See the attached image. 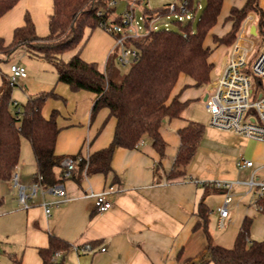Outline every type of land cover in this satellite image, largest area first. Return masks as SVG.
Returning a JSON list of instances; mask_svg holds the SVG:
<instances>
[{
  "label": "crops",
  "instance_id": "1",
  "mask_svg": "<svg viewBox=\"0 0 264 264\" xmlns=\"http://www.w3.org/2000/svg\"><path fill=\"white\" fill-rule=\"evenodd\" d=\"M243 1H224L214 28L216 34L221 35L228 30L229 25L221 23L230 6H240ZM260 3L264 7V0ZM52 9L53 0H18L0 17V37L6 43L10 42L13 30L23 25L25 13L30 15L37 36H46ZM249 17L254 24V15ZM250 30L253 31L252 26ZM116 49L115 38L98 26L87 38L80 56L86 61L96 62L99 70L103 71L108 56L118 53ZM24 53L27 55L26 63L21 59H8V74L13 63L28 69L26 76L20 78V86L23 82L25 88V96L21 97L25 99L24 103L50 89L60 97L47 98L42 108L45 117L53 108L59 111L57 124L60 130L56 136L55 153L72 155L81 151L88 155L107 146L113 136L115 121L112 117L108 118L100 129L108 115V110L103 108L89 122L94 93L71 91L65 83L57 82L56 72L48 62L29 56L25 49ZM210 60L214 63L211 57ZM223 60L218 65L214 63L211 79L204 85L196 86L188 76L179 75L172 95L177 94L187 104L179 118L166 121L160 128L165 142L162 156L152 147L148 137H143L131 149L115 147L111 169L106 174H87L79 182L71 178L62 181L66 197L58 206L51 208L49 215L45 214L42 202L56 198L54 194L38 191L30 205L22 208L9 181H0V264H11V255L18 256L21 264H41L38 249L47 246L50 234L65 239L71 245L63 264H199L198 254L204 247L205 236L200 228L193 229L198 219L196 206L203 199L209 208L208 231L213 236L209 227L211 214L218 226L220 216L217 207L224 197L221 191L199 183L204 180L235 182L230 190L232 200L228 216L223 219L222 228L227 225L222 232L224 241L215 242L231 246L244 217L251 220L250 238L263 239L264 213L254 206V193L248 189L247 182L251 177H264V141L212 127L205 102H200L204 101ZM31 64L35 68L33 73L39 76L33 87L28 79V65ZM12 99L18 106L24 104L14 95ZM203 108L208 114L206 123L198 114V110ZM190 121L202 123L203 133L184 173L171 178L169 173L180 146L178 129ZM239 157L251 160L252 166L236 167ZM16 167L20 182L28 188L36 176V163L30 144L23 137ZM90 191H106L110 208L98 212ZM213 193L222 196V202L215 208H211ZM85 243H90L93 250H78L77 247L81 248Z\"/></svg>",
  "mask_w": 264,
  "mask_h": 264
},
{
  "label": "trees",
  "instance_id": "2",
  "mask_svg": "<svg viewBox=\"0 0 264 264\" xmlns=\"http://www.w3.org/2000/svg\"><path fill=\"white\" fill-rule=\"evenodd\" d=\"M17 1L0 0V17ZM224 1L205 0L195 28L194 11L199 7L200 0H185V7L191 16L185 20H173L176 29L157 27L153 21L154 18L168 16V6H144L142 19L146 32L137 36L130 35L129 25L124 23L122 13L116 14L115 0H53L48 34L44 37L37 36L30 15L25 13L23 25L13 30L10 42L6 43L0 37V54L9 57L14 49L23 47L29 56L41 58L54 68L57 82L65 83L71 91L94 93L89 122L101 109L106 108L108 115L100 129L112 117L115 121L114 131L107 146L88 155L81 151L72 155L56 154L54 146L60 130L57 124L59 111L53 108L45 117L42 108L47 98L60 97L50 89L18 106L12 99V85L8 83L7 75H1L0 181L8 180L17 165L22 137L30 144L36 175H41L44 187L62 183L66 179L62 167L65 157L76 162L68 178L79 182L87 174H106L111 169L114 148H134L143 137H148L152 147L162 156L165 142L160 128L166 121L179 118L187 104L177 94L172 95L179 75L188 76L196 86L208 83L214 68L210 60L212 52L219 47H229L250 14L254 15L257 33L264 39V7L260 0H244L240 6H230L221 23L228 24L229 28L221 35L216 34L214 28ZM108 25L122 27L123 32L109 33L114 38L125 34L123 45L135 50L125 72H121L118 53L113 52L108 56L103 71L99 70L96 62L86 61L80 56L92 31L98 26L105 29ZM116 47L119 51V46ZM66 52H73L68 59L63 58ZM202 133L203 124L195 121L178 129L180 146L169 177L184 173ZM257 202L261 206L259 210L264 213V197ZM195 213L198 219L193 229L200 228L205 236L204 247L198 254L199 264L210 261L214 264H264V238H250V218H243L232 245L224 246L216 243L208 231L210 210L203 199L198 202ZM70 247L65 239L50 234L47 246L38 249L41 264H63ZM55 252H60L57 259L53 257ZM10 259L11 264H21L18 256L11 255Z\"/></svg>",
  "mask_w": 264,
  "mask_h": 264
},
{
  "label": "built area",
  "instance_id": "3",
  "mask_svg": "<svg viewBox=\"0 0 264 264\" xmlns=\"http://www.w3.org/2000/svg\"><path fill=\"white\" fill-rule=\"evenodd\" d=\"M131 1L128 8L122 12L123 21L129 25V29H131L130 35L137 36L139 26L137 21H135L137 26L133 25L135 18L132 4L141 0ZM167 6L170 12L183 14L186 16V19L190 14L185 7V0H181L179 4L172 2ZM156 19L154 18L153 21ZM177 19L183 20L180 15ZM105 30L107 32H123V28L118 25H108ZM124 37L126 35L122 34L115 38V43L119 46L117 60L122 65L127 64L135 55L134 49L123 45L122 41ZM254 46V42L244 33L243 24L236 39L230 46L229 54H226L221 64L217 77L211 82V87L205 96L204 102L209 114V124L212 127L264 141V47L258 53H254ZM25 76L26 70L24 66L16 63L9 66L7 79L10 85L14 86L18 78ZM75 163V160L70 157H65L62 160L63 176L65 178H68L70 173L75 169ZM235 164L238 168L250 167L252 166V161L239 157ZM8 181L14 189L16 198L22 208H27L30 205V201L36 196L38 191L42 194L44 192L54 194L56 198L42 202L46 215H49L51 208L58 206L66 197L62 183L44 187L41 183V175L39 174L35 176L34 181L26 188L20 182L16 166L13 168ZM199 183L212 186L223 193V202L217 207L220 216L218 227L223 226V219L228 216L229 203L232 200L230 190L235 182L232 180L215 179L204 180ZM247 186L254 193V206L258 210L261 209L257 201L259 198L264 197V177L261 179L251 177L247 182ZM89 193L94 197V206L98 212H103L110 208L111 202L106 196V191L96 193L90 191ZM77 248L78 250H93V246L90 243H85L81 248ZM100 249L104 250V247ZM59 254L60 252H55L53 255L54 259Z\"/></svg>",
  "mask_w": 264,
  "mask_h": 264
},
{
  "label": "rangeland",
  "instance_id": "4",
  "mask_svg": "<svg viewBox=\"0 0 264 264\" xmlns=\"http://www.w3.org/2000/svg\"><path fill=\"white\" fill-rule=\"evenodd\" d=\"M116 1V14H120L122 12H124L128 6L130 5V3L132 2L131 0H115ZM172 2H175L177 4H179V0H141L140 2H135L132 4V7H133V11H134V20H133V25L134 26H137L135 24V21H137L138 23V26H139V29H138V34L139 35H142L146 32V28L144 26V22L141 18L142 16V8L144 6H149L151 8H158V7H164V6H167L169 5V3H172ZM204 2L205 0H200V5L198 8L195 9V13H194V19H193V28L196 27V21H197V17L201 11V7L204 5ZM181 16L183 20L186 19V16L183 15V14H179V13H175V12H170L168 14V16H164L162 18H157V20H155V25L157 27H165V28H170V29H176L177 28V25L173 22V20L177 19L178 16ZM189 16H191V14H189ZM188 16V17H189ZM187 17V18H188ZM253 21H252V18L251 17H247L246 20L243 21V24H244V33L246 34V36H249L250 39L254 42L255 46L253 48L254 50V53H258L263 47H264V39L260 36L259 33H257L256 31V34H253V31L250 30V26H254V24H252ZM242 24V25H243ZM117 26V25H116ZM131 30V29H129ZM231 46V45H230ZM230 46L228 48H217L215 49L212 54H211V59L214 60V63L215 65H218L222 60H223V57H224V54H229L230 52ZM73 52H66L64 53L63 55V58L64 59H68L71 55H72ZM25 55V56H24ZM27 55L24 53V49L23 47H17L16 49H14L12 51V53L9 55V57L7 56H4L2 54H0V79H1V74L2 75H7L8 74V59L9 61H18V59H21L23 62H27L26 61V58ZM29 67V75H28V79L30 80L32 86L34 85V83L36 81L39 80V76L38 75H35L34 72V66L31 65H28ZM129 67V64H125V65H122L121 66V72H125ZM26 70V68H25ZM28 70V69H27ZM26 70V72H27ZM22 79L18 78L17 79V83L12 86V91H11V96L14 95V97L19 101L23 102L25 101L24 98H21L24 95V86H23V82H22V86L21 85V82ZM28 83V82H27ZM31 91V89H30ZM200 102L202 104H204V101L203 100H200ZM204 106V105H203ZM198 114L201 118V121H203L204 123L208 122V114L206 113L205 111V108H203V110H198ZM222 202V196L220 193H213L211 194V208H215L218 204H220ZM210 229H211V233H212V237H214V241H224L222 240L224 237V234H222V232L226 229L227 225L224 226V228L221 227H218L216 222H215V219L212 218V214H211V220H210V225H209ZM221 236V237H220Z\"/></svg>",
  "mask_w": 264,
  "mask_h": 264
},
{
  "label": "water",
  "instance_id": "5",
  "mask_svg": "<svg viewBox=\"0 0 264 264\" xmlns=\"http://www.w3.org/2000/svg\"><path fill=\"white\" fill-rule=\"evenodd\" d=\"M253 34H255V26H252Z\"/></svg>",
  "mask_w": 264,
  "mask_h": 264
}]
</instances>
